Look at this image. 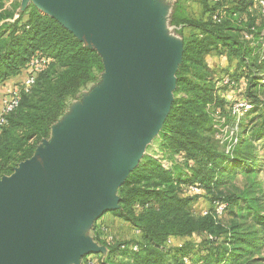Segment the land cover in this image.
<instances>
[{
	"label": "trees",
	"instance_id": "trees-1",
	"mask_svg": "<svg viewBox=\"0 0 264 264\" xmlns=\"http://www.w3.org/2000/svg\"><path fill=\"white\" fill-rule=\"evenodd\" d=\"M196 2L197 16L186 13L179 18L173 12L171 18L180 26L183 43L174 90L182 95L173 99L160 131L163 153L172 160L163 165L144 155L118 188L119 208L109 212L130 224L139 238L109 242L96 235L107 249L99 264H264V192L254 168L255 143L264 139V13L258 9L260 24L249 17L258 0ZM4 3L0 0V82L26 71L33 58L46 62L0 128V176L33 154L63 115L67 101L103 72L95 50L55 19L31 3L15 17L18 2L9 8ZM212 52L236 62L245 80L246 96L240 100L251 102L249 111L260 107L255 122L239 119L241 132L223 141L216 134L227 123L233 125L235 101L223 115L218 91L237 88L238 79L234 73L209 77L204 61ZM224 78L229 82L223 83ZM237 173L252 179L226 195L215 191ZM198 199L208 203L205 213L192 210ZM217 204L225 206L219 215ZM226 213L227 225L220 220ZM188 246L192 252L186 251ZM88 255L82 264L92 260Z\"/></svg>",
	"mask_w": 264,
	"mask_h": 264
},
{
	"label": "water",
	"instance_id": "water-1",
	"mask_svg": "<svg viewBox=\"0 0 264 264\" xmlns=\"http://www.w3.org/2000/svg\"><path fill=\"white\" fill-rule=\"evenodd\" d=\"M29 3L101 58L103 79L79 104L104 94L58 129L72 105L52 137L0 177V264H81L106 250L83 229L119 208L118 188L163 127L183 43L160 34L167 7L158 0H21L19 11Z\"/></svg>",
	"mask_w": 264,
	"mask_h": 264
},
{
	"label": "rangeland",
	"instance_id": "rangeland-1",
	"mask_svg": "<svg viewBox=\"0 0 264 264\" xmlns=\"http://www.w3.org/2000/svg\"><path fill=\"white\" fill-rule=\"evenodd\" d=\"M158 1L162 4L163 7L164 6L167 7V9L165 10L166 12H164L165 15L163 13V17H165V19L162 22V26H160L159 32L162 36L168 37L170 39L174 38V40L177 41L176 38H181V31L179 28L180 26L178 24L171 22L173 12L175 13L177 12L176 14H178L179 18L182 17V14L185 15L186 13L192 16H197L199 14V7L197 5V2L196 0H158ZM5 2H6L5 7H8V8L11 6L13 2H18V7L16 11L14 12V16L16 17V14L19 12L21 0H5ZM227 3H231V0H227ZM153 6L158 7L157 4ZM260 8L261 6L257 4L255 6H252V10L250 9L249 11L251 13V14L249 13L250 14L249 17L251 16L252 18H255L258 24H260L261 22L260 20L262 19L261 16L258 14V9L260 10ZM184 33H187L186 29ZM205 60L206 61L204 62L206 64L208 75L209 77L211 76L212 80H214V78L216 79L218 75L222 76L223 74H227V73H230V74L234 73L236 78L238 79L237 88L232 89L231 87L229 88L225 87L218 91V95L220 99L218 107H220L223 115L226 116L227 114L229 102H231V100L235 101L231 107V113L235 114L234 116L235 118L233 120H235L236 122L235 121L233 122L232 120L231 122L233 123V125H230L227 123V125H225L222 128V132L221 133L217 132L216 134L217 137L221 138V140L223 141L224 138L226 139V136L228 134L230 135V134H233L234 132H241V130L238 129V125H237V122L239 121V119L242 118L243 122H246L248 124L255 122L256 116L260 112V107L254 106L253 109L249 111L252 108V106L250 104L251 102L247 101L250 107L247 109L242 108V104H243L242 101H245V100H240V97L246 96L245 95V80L241 79L243 78V75L242 73H240V71H237L236 62L234 60L228 61L224 56H219L213 52L210 53L206 57ZM26 75H27V72L25 71V77ZM102 79H103V74L100 73L96 81L88 84L86 87L80 90L79 94L77 95V98L67 101L66 108L63 112V115L54 123V125L58 121H60L66 114L70 112L72 105L76 103L78 104L75 105V107L73 108L72 114L67 116L65 121L61 123L58 129H63L67 127L69 123L75 117L79 116L86 110L87 105L89 107L90 106L92 107L97 102L96 100H98L101 97L103 98L104 90L103 88H99V89H96L90 96L86 97L82 104H79V102L82 101L83 97L86 94H88L95 86L99 85ZM217 80H215L213 83L217 82ZM4 82L5 81L0 82V86L5 87V92L3 94L0 93L2 95V96L0 95L1 96L0 111L2 109L3 99L6 96V93L11 88V87L8 88V86L4 85L3 84ZM21 82L22 81L13 84L12 87L17 86ZM227 82H229L228 79L224 78L223 83H227ZM181 95H182L181 93L175 94V92L173 91V99ZM226 129H229V131H227ZM247 130L248 128H245L244 130H242V133L246 132ZM51 137H52V132H51V127H50L48 135L43 140H49ZM30 142L31 141H29L27 144H30ZM41 142L42 141L37 142L36 146H39ZM255 144L257 146L255 150V158H256L257 164L254 167L256 170V181L258 182L262 192H264V139L261 141H257ZM163 150L164 148L162 147V137L159 132L158 135L154 137L152 142L146 147L144 155L152 156L155 159H158L163 165L170 164V161L172 160V158H169L168 154L163 153ZM174 156H175V159L179 161L180 157L177 154H175ZM19 162H16L11 172L3 174L1 176L10 175L13 169L17 166ZM251 179H252L251 176L250 178H248V176H246L245 174L237 173L233 175L231 178H229V180H224L223 182H220L218 188H216L215 191L226 195V193L229 191L243 188L248 182V180H251ZM207 208H208V203L204 201L203 199H198L194 204H192V210L194 211V213H199L201 211L205 213V210ZM220 220L223 224L227 225L228 222L230 221L229 213H226L224 217L222 216ZM83 234L90 237L97 245H103V244L95 240L96 235L99 236V239L101 241L107 239L109 242L112 240H115L118 242L120 241L125 242V241L135 240L139 238L137 231H135L131 227L130 224L124 222L122 219L117 218L116 216L111 214L109 211H105L101 213L91 223L90 227L84 228ZM178 243L180 244L179 241ZM188 247L189 248L186 251L192 252V249L190 248V246ZM106 253H107V249L104 252L94 253L93 255L89 254L88 259H92L95 263L99 264V262L102 261V259L106 256ZM262 255L264 256V249L262 251ZM83 260H84V257H82V260L80 261L81 264Z\"/></svg>",
	"mask_w": 264,
	"mask_h": 264
},
{
	"label": "built area",
	"instance_id": "built-area-1",
	"mask_svg": "<svg viewBox=\"0 0 264 264\" xmlns=\"http://www.w3.org/2000/svg\"><path fill=\"white\" fill-rule=\"evenodd\" d=\"M258 3L261 6L262 13H264V0H258ZM45 62L46 61L43 58H33L26 70L27 75L25 79L22 80V82L19 83L17 86L11 87L9 91L6 93V96L3 99L2 109L0 111V128L6 122L5 116L9 112H11L15 107H17L20 92L29 91L31 86L34 84L37 73L44 68ZM242 102H243L242 108L247 109L250 107L247 101H242ZM191 189H194L195 191L198 190L197 187H192ZM224 207L225 206L223 204H217L215 206V212L218 215L221 214L224 210ZM134 249L136 248L134 247ZM86 264H94V262L90 260Z\"/></svg>",
	"mask_w": 264,
	"mask_h": 264
},
{
	"label": "crops",
	"instance_id": "crops-1",
	"mask_svg": "<svg viewBox=\"0 0 264 264\" xmlns=\"http://www.w3.org/2000/svg\"><path fill=\"white\" fill-rule=\"evenodd\" d=\"M5 4H6V2L4 3V6H5ZM24 77H25V71H22L20 74L14 76V77H10L7 80H5V82L3 84L8 86V88H10V87H12L13 84L22 81L24 79ZM4 92H5V87L0 86V93L3 94ZM1 96H0V98H1Z\"/></svg>",
	"mask_w": 264,
	"mask_h": 264
},
{
	"label": "bare ground",
	"instance_id": "bare-ground-1",
	"mask_svg": "<svg viewBox=\"0 0 264 264\" xmlns=\"http://www.w3.org/2000/svg\"><path fill=\"white\" fill-rule=\"evenodd\" d=\"M153 7H154L155 9H156V8H158V7H155V6H153ZM159 29H160V26H159ZM163 31H164V29H163ZM163 38H164V40H165V38H166V37H164V36H163ZM169 39H170V38H169ZM168 41H169V42H171V41H172V43H174V41H173V40H168ZM175 42H176V41H175Z\"/></svg>",
	"mask_w": 264,
	"mask_h": 264
}]
</instances>
